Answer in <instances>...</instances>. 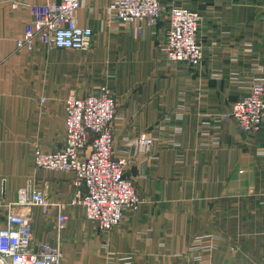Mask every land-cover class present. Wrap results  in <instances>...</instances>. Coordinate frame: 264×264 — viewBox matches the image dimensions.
<instances>
[{"label":"crops","instance_id":"1","mask_svg":"<svg viewBox=\"0 0 264 264\" xmlns=\"http://www.w3.org/2000/svg\"><path fill=\"white\" fill-rule=\"evenodd\" d=\"M61 0H0V230L23 190L45 191L56 207L32 209V249L60 242L63 264H195L192 248L217 245L210 264H264V126L243 132L231 109L255 67L264 75V0H160L153 27L110 18L112 0H82L79 23L94 30L86 51L17 47L31 6ZM18 4V8L14 5ZM202 16L204 60H167L162 45L172 6ZM142 27V32L138 28ZM109 87L117 101L116 158L142 200L137 212L101 233L68 205L75 176L35 166L34 150L65 145V99ZM149 134L151 152L133 156L132 138Z\"/></svg>","mask_w":264,"mask_h":264},{"label":"built area","instance_id":"2","mask_svg":"<svg viewBox=\"0 0 264 264\" xmlns=\"http://www.w3.org/2000/svg\"><path fill=\"white\" fill-rule=\"evenodd\" d=\"M82 0H61L31 6L32 18L20 30L17 47L33 53L38 45L50 50L86 51L90 48L94 30L79 23ZM18 8V4L14 5ZM110 18L121 24L141 23L153 27L163 15L160 0H112ZM202 16L198 11L174 5L168 13V25L162 45L171 63L198 67L204 60L200 41ZM142 32V27L138 28ZM244 95L233 104L231 117L243 132L258 133L264 126V75L255 67ZM118 114L112 90L103 86L86 97L70 93L65 99V145L61 151L46 152L37 146L35 166L49 172H69L75 176L77 191L68 205L80 207L85 219L97 223L101 233H110L123 221L125 212H137L142 204L135 183L125 176L127 158H116L114 133ZM154 138L142 134L127 145L133 156L151 152ZM56 207L60 213L57 231L61 236L69 222L64 213L66 204H56L45 191L23 190L16 203L10 204L6 225L0 230V264H63L62 245L43 244L32 249V209ZM217 245L204 242L192 248L201 252L195 264H210Z\"/></svg>","mask_w":264,"mask_h":264}]
</instances>
